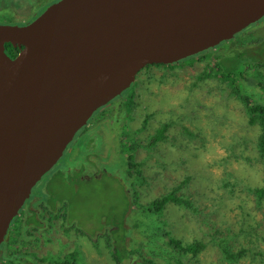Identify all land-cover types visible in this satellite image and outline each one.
Returning a JSON list of instances; mask_svg holds the SVG:
<instances>
[{"label":"rangeland","instance_id":"1","mask_svg":"<svg viewBox=\"0 0 264 264\" xmlns=\"http://www.w3.org/2000/svg\"><path fill=\"white\" fill-rule=\"evenodd\" d=\"M17 1L0 0V23L31 21L57 0ZM263 36L264 21L256 22L214 48L212 56L194 54L174 67L146 66L129 88L95 111L90 122L106 114L96 132L76 143L86 130L81 128L36 187L42 193L49 182L67 179L61 170L73 166L72 160L87 169L83 162L92 150L97 151V160L103 157L98 164L93 160L99 178L78 184L80 191L71 205L76 220L65 216L67 207L56 215L43 212L50 222L24 247H15L24 252L18 264H73L76 259V264H134L132 249L154 264H193V252H180L170 263L163 250L149 247L150 239L161 237L160 227L187 243L205 242L196 264H226L219 261L217 246L223 234L236 252L246 250L235 264H264V200L257 203L250 192L264 187V154L257 149L260 126L249 122L245 104L234 92L236 87L249 93L253 102H264V64L257 67L260 70H245L243 89L240 81L233 87L205 71L207 63L256 45ZM247 79L253 82H244ZM167 122L171 123L163 137L154 140ZM129 153L139 162L140 173L125 169L124 155ZM177 186V193L189 197L199 211L169 201L160 215L152 214L160 219L152 221L143 205ZM115 248L120 261L114 256ZM165 248V256L175 254L169 245Z\"/></svg>","mask_w":264,"mask_h":264},{"label":"water","instance_id":"2","mask_svg":"<svg viewBox=\"0 0 264 264\" xmlns=\"http://www.w3.org/2000/svg\"><path fill=\"white\" fill-rule=\"evenodd\" d=\"M262 17L264 0H57L27 23H0V248L76 133L139 71Z\"/></svg>","mask_w":264,"mask_h":264},{"label":"trees","instance_id":"3","mask_svg":"<svg viewBox=\"0 0 264 264\" xmlns=\"http://www.w3.org/2000/svg\"><path fill=\"white\" fill-rule=\"evenodd\" d=\"M19 1V0H18ZM17 1V2H18ZM19 3V2H18ZM23 21L24 23H27L29 21ZM225 41L220 43L219 45L215 47H210L204 51H201L198 53L199 55L203 54L204 56H209L213 52V49L216 47L221 46ZM236 49L232 53L235 55H231L228 57H223L218 60V58L214 61V64H211L210 62L207 63L206 73L207 74H213L217 75L221 78V80H228L229 83L234 87V84L241 82V88L243 89V79H245V70L247 68H257L259 65L264 64V38L259 37L258 42L256 45L247 46ZM6 51L9 54H16L18 52V47H13L11 43H6ZM212 56V55H211ZM192 57L188 56L186 58H183L179 60L178 62H174L171 64H149L150 65H165L167 67L175 66L180 62L186 61L187 58ZM237 57L238 61L235 63L233 62V58ZM247 59V60H246ZM260 70L259 68H257ZM263 74V73H262ZM240 81V82H239ZM244 82H253L251 79L244 80ZM261 84H264L262 82ZM234 92L239 93V98L243 101L245 104V109L247 114L249 115V122L250 123H258L260 126V132L257 138V149L259 150V153L264 154V102L258 101L253 102L251 100V96L249 93L244 92L241 89H237L234 87ZM171 122L164 123L159 129H158V136H154V140L161 137L166 129L169 128ZM76 136V135H75ZM163 137V136H162ZM74 140V139H73ZM72 140V141H73ZM70 153V152H69ZM126 158L127 165L125 167L128 168H134L135 171L140 173V170L138 168V162H134V155L133 153H129L128 155H124ZM75 162L73 166H68L65 169H62L61 174H64L65 180H63L60 184H54L49 182L46 186V189L40 193L38 190L39 187H34L32 190L31 195L27 199L25 205L21 210H24L25 215L22 217L21 215L18 216L19 221H17V217L14 219L13 224L11 226L10 233L8 232V235L6 236V239L4 240V243L2 244L0 248V264H18V259H21L24 252H18L19 250H16L14 246V240L19 238L21 236L26 235V229L29 228V226L33 223L38 225H42L43 220L40 218L42 213H40L43 209V207H46L49 209V212L51 213H57L60 211L61 208L67 207L69 209L68 216L71 217L73 220H76L78 217L76 212H74V209L71 208V205H73L72 197L77 195L79 193V185L82 180H91L92 178H99V176L95 173L94 168L90 166L86 161L83 162L87 164V170L84 168L79 161L72 160ZM93 168V169H92ZM131 170V169H130ZM133 174V171H128L127 174L131 175ZM40 182V181H39ZM132 186V184H131ZM39 188V189H38ZM179 189V186L171 188L167 193L155 198L154 200L150 201L146 205H143L144 210L147 213H150L151 215H160V212L164 209L165 205L172 201L174 203H177L179 206H182L184 208H189L196 212L199 211L198 207L193 203V201L186 196H183L181 194H178L177 191ZM251 191L254 193L256 197L257 203H262L264 200V187L256 186L255 188H252ZM129 192V191H128ZM67 193H71V195H68ZM70 196V198H68ZM42 201V203H41ZM23 212V211H22ZM67 214V213H66ZM65 214V215H66ZM22 217V218H21ZM44 219V218H43ZM158 219L154 218L153 215L151 216L152 221H157ZM18 222V223H17ZM50 222V221H48ZM117 228H114L112 231V236H114L113 233H115ZM161 237L159 238L161 243H159L158 238L150 239L149 241V247H153L155 249L163 250L162 256L170 263H172L173 260L176 259V254L178 255L180 252L184 255L188 254V252H193L195 257L193 258L195 262L193 264H196V261L198 259V252L201 251V249L205 246V242H189L187 243L183 238H178L174 236L169 229H162ZM17 232V234H16ZM151 232H153V229L151 228ZM118 236V235H116ZM120 236V235H119ZM128 236V240H130V235ZM158 239V240H157ZM149 240V239H148ZM169 245L174 251L175 254L172 256H165L164 253L166 252L165 246ZM221 259H226L229 262L235 261L239 256L244 255L246 250L240 249L237 252H235L234 247H231L230 249L227 248L229 246L225 244H221ZM145 248V247H144ZM148 253V249H147ZM151 254L154 255L153 250L150 251ZM119 249L115 248L114 256L120 261V257L118 256ZM130 254L133 257L134 264L140 263V264H154L152 259H146L135 250H130ZM76 259V257H75ZM8 260V261H6ZM65 261V260H64ZM164 261V260H163ZM20 262V260H19ZM21 262L26 263L27 261L22 260ZM67 261L63 262L62 264L66 263ZM76 264V261H74ZM165 263V262H164ZM163 263V264H164ZM54 264H61L60 261H54ZM68 264V262L66 263ZM132 264V263H131ZM179 264H184L183 262L179 261Z\"/></svg>","mask_w":264,"mask_h":264},{"label":"flooded vegetation","instance_id":"4","mask_svg":"<svg viewBox=\"0 0 264 264\" xmlns=\"http://www.w3.org/2000/svg\"><path fill=\"white\" fill-rule=\"evenodd\" d=\"M261 21H264V17L263 18H261L259 21H257V23L258 22H261ZM256 23V22H255ZM255 23H253V24H251V25H249L250 27L252 26V25H254ZM249 26H247V27H249ZM246 27V28H247ZM245 28V29H246ZM262 38H264V36L262 37ZM106 116V114H105V112L103 113V115H102V117L100 118V119H96V120H92L91 122L90 121H88V123H87V125L86 126H84V128H86V130L83 132H81L80 133V138H78L77 140H76V143L78 142V141H80V142H85V141H87L88 140V137H90L91 135H92V132H96V128H97V125L102 121V118H104ZM76 147H78V145H76ZM78 148H80V147H78ZM95 152H97L96 150H92V152L87 156V158L85 159L86 160V162L90 165V166H92L93 168H94V171H95V173L98 175V176H100V172H99V170L97 169V166H95V164H94V161L93 160H95L96 161V163L98 164V163H101L102 161H103V157L101 156V159L100 160H97V156H95ZM65 154V153H64ZM102 155V154H101ZM134 162H137L136 160H135V157H134V160H133ZM139 163V162H138ZM138 167H139V164H138ZM92 168V169H93ZM135 172H137V171H135ZM138 173V172H137ZM131 175H133L132 173H131ZM114 177H116V175H113ZM131 185V184H130ZM131 191V190H130ZM41 203H42V201H41ZM43 209L44 210H42L40 213H42V215L40 216V218L43 220V222H42V225H38V224H35V223H33V224H31L30 226H29V228L28 229H26L27 231H26V235L25 236H21L20 235V237L19 238H17V239H15L13 242H14V244L12 245V246H14V247H24L25 246V243L26 242H28V241H31V239H32V237H37L36 235H35V232L38 230V229H40V228H42V227H44L45 225H47L48 224V217H46V215H44V213L43 212H49V209L48 208H46V207H43ZM25 210V209H24ZM24 210H20V213L18 214V216L19 215H21L22 217H24V215H25V212H24ZM23 211V212H22ZM51 213V212H50ZM58 213V212H57ZM54 215H56V213H53ZM18 216H17V221H19V219H18ZM66 217H69L68 216V213L65 215ZM21 217V218H22ZM44 218V219H43ZM46 218V219H45ZM70 219H71V217H70ZM18 223V222H17ZM11 229V228H10ZM12 230V229H11ZM10 230V231H11ZM10 231H9V233H10ZM16 234H17V232H16ZM8 235V234H7ZM6 239V238H5ZM4 243V242H3ZM2 243V244H3ZM2 246V245H1Z\"/></svg>","mask_w":264,"mask_h":264},{"label":"clouds","instance_id":"5","mask_svg":"<svg viewBox=\"0 0 264 264\" xmlns=\"http://www.w3.org/2000/svg\"><path fill=\"white\" fill-rule=\"evenodd\" d=\"M263 18V17H262ZM260 20V19H259ZM258 20V21H259ZM257 22V21H256ZM255 23V22H254ZM253 24V23H252ZM251 25V24H250ZM225 42H227V41H225ZM252 189V188H251ZM251 189H250V192L254 195V193L251 191ZM255 196V195H254ZM256 198V197H255ZM225 241H228L227 242V244H225V245H227V246H229V247H227V248H231L232 247V244L229 242V240L227 239V237L225 236V234H223V236H222V238L218 241V244H217V246L219 247L218 249H219V261H222V260H224L225 262H226V264H235V263H237L242 257H243V255H241V256H239L235 261H228V260H226V259H221V255H222V253H221V247H220V245L221 244H224L225 243ZM230 243V244H229ZM235 250V252H236V249H234Z\"/></svg>","mask_w":264,"mask_h":264},{"label":"bare ground","instance_id":"6","mask_svg":"<svg viewBox=\"0 0 264 264\" xmlns=\"http://www.w3.org/2000/svg\"><path fill=\"white\" fill-rule=\"evenodd\" d=\"M98 168V167H97Z\"/></svg>","mask_w":264,"mask_h":264}]
</instances>
